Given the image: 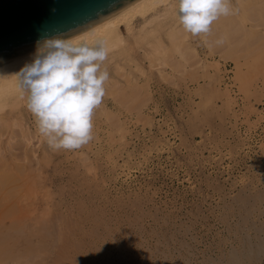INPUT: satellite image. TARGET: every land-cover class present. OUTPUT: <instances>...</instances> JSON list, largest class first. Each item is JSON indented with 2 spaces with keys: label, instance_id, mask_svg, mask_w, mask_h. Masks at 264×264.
Listing matches in <instances>:
<instances>
[{
  "label": "rangeland",
  "instance_id": "374dc122",
  "mask_svg": "<svg viewBox=\"0 0 264 264\" xmlns=\"http://www.w3.org/2000/svg\"><path fill=\"white\" fill-rule=\"evenodd\" d=\"M138 55L147 70L148 60ZM195 59V74L166 66L165 78L155 68L140 75L133 66L148 104L124 106L105 95L93 115V139L78 150L49 148L33 114L23 112L20 129L13 128L20 135L9 145L19 147L22 173L32 172L25 179L34 186L26 188L19 178L14 184L34 190L24 196L31 202L23 203L30 202L33 213L20 214L25 212L28 230L36 223L43 228L35 239L47 238L41 254L47 251L48 264H264V47L236 64L205 61L203 54ZM206 62L218 67L203 75ZM6 141L3 155L10 159ZM20 197L17 205L25 200ZM53 211L60 219L51 218ZM50 228L56 236L59 228L60 237ZM244 250L250 252L245 262L239 257ZM39 256L31 260L38 264Z\"/></svg>",
  "mask_w": 264,
  "mask_h": 264
},
{
  "label": "bare ground",
  "instance_id": "6f19581e",
  "mask_svg": "<svg viewBox=\"0 0 264 264\" xmlns=\"http://www.w3.org/2000/svg\"><path fill=\"white\" fill-rule=\"evenodd\" d=\"M230 4L235 9H238V12H236V14H234V15H229L227 17H223V16L220 17L217 21H215L212 24L211 31L208 34H200V35L193 36L190 33L184 31L182 25L179 23V16H178L179 2H178V0H136L133 3L127 5L126 7L114 12L113 14H111L107 17L102 18L101 20L93 23L92 25L86 27L85 29H83V30H81V31L69 36V37H66V38L72 40V42H74V43H78L80 41H86L89 44H92L98 38H101V37L104 38L106 40L107 47L109 48V55H108L107 60L102 63L101 71L106 69L108 71L109 77H110L109 80L105 82V87H107L105 95H110L114 102L118 101L119 103L123 104L124 106L125 105H131L130 107H132L133 104H135L136 106H139V108H140V106L145 105L146 100H148V99H146L145 91L142 88L143 86L138 85V80H139L140 76H137L135 72L139 73L140 75L145 76V74L147 73V70H149L150 72H153L152 68H155L157 70V72H159V74L164 77L166 74H164L163 72L165 70V67L168 66V67H170L168 69H171L173 72H177V74L179 73V71L180 72L186 71V69L188 67L191 69L188 70L189 73H187V75L188 74H195L196 69H198V68H196V64H198L200 62V60L202 59V58L201 59L199 58L200 60H196L195 57L197 58V56H200V54H203L205 61H207L206 58L207 59L208 58L215 59V57H217L218 61H222V63H225V64L227 61H230V60L236 64L247 56H251V55L253 56V55L259 54V49L261 47L262 48L264 47V0H230ZM221 38L225 39V43L223 45H217L216 41L221 39ZM139 51H141L142 58L145 60L146 59L148 60V65L146 67L147 70L145 68H143V66L141 64H139L140 63L139 58H141V57H139L137 59V57L139 56L138 55ZM36 52H37V48L30 50V51H27V52H24L22 54H19L17 56H14L12 58H9L7 60L0 62V210H1V207L3 209L5 207L4 205H6L7 203H12L13 201L16 202L14 204L13 203L9 204V206L7 204L6 209L0 211V264H28V262L33 257H38V255H40L39 257H40V259H42L41 260L42 263H43V257H45V259L48 258L47 264H48V262L50 263V261H51V260H49L51 258L50 256L46 257L47 251L45 254H44V252H42V254L45 256H42V254H41V251L43 249L45 251V246H44L45 244H43V242H44L43 240H45V239L47 240V238L46 237H45V239H42L41 237L38 239H35V238L37 236H40L39 233L42 232L41 230H43V228H41L40 225L43 224L42 226L45 227V226H47V222L49 224L48 220H51L49 217L51 216L50 213L52 212V210L50 209L51 212H48L50 207L48 208L47 205L44 206V207H46V209L48 208L47 210L46 209L45 210L48 212L49 216L48 215L46 216L44 214L46 211H44V212H41V217L43 218L44 216H46L47 219L48 218L49 219L46 220V217H44L45 221H43L44 218H43V220H40L42 218L38 217V220H40L42 222L40 224V222L37 221L39 223L40 227L37 228L38 224L35 222L37 225V227H36L37 229L36 228L33 229L34 226L32 225L33 227L32 226L31 227L34 231L32 229L28 230L29 227L27 228V223H26L28 219L26 220V219H22V218L25 217V216L23 217V214L25 212L26 213L24 215H26V214L30 215V213H33V208H32V210L27 208V207L31 208L33 205L30 203L31 201L28 198H24V196H27L30 194L29 197H31L34 190L31 193L29 191L31 189L30 186H29V188H30L29 190L22 188L25 186L22 183L26 182V179L29 175H31V178H32V174H30L32 172H29V170H28L29 174L26 171L22 173V171H24L23 168L25 167V166L23 167V165H26L23 162V161H25V158H24L25 155L24 156L21 155L23 158L21 156L18 157L19 159H20V157H21V159H23L22 162L24 164H21L19 162L20 160L17 159V156L20 154L19 153L16 154V152H15V151H18L17 149L19 147L17 145H14L13 142H12L13 145H9L11 142L10 140L13 141L14 137H16L15 134L16 135L19 134L18 131H17V133L16 132L14 133L13 128L14 127L19 128L21 126L20 120L23 119V116H22L23 112H26V113H27V111L29 112V110L26 106L27 105L26 94L21 93V90L18 86V80H17V77L15 75L26 64L32 62V60L35 57ZM145 60H143V61H145ZM143 61H141V62H143ZM203 62H204V60H203ZM208 63L209 64H207V62H206V65H204V66L201 65V67H200V69H202L203 75L209 74L208 70H209L210 66L215 65L218 67L217 64L211 65L210 62H208ZM133 66L135 67V70H134L135 72H133V70H132ZM172 79H171V81H172ZM207 79H209V78H207ZM165 80H169L168 77ZM207 97H208V95H207ZM146 104H148V103H146ZM115 106H116V104H115ZM124 108H126V107H124ZM25 110H27V111H25ZM206 110H207V108H206ZM105 114H106V112H105ZM204 114L205 113L201 114L202 117ZM208 115H209V113L207 114V117H208ZM205 117H204V119H205ZM113 122H114V120H113ZM122 127H123V125H122ZM35 132H37V131L35 130ZM29 137L31 139L30 135H29ZM32 137H34V136H32ZM21 139H22V137H21ZM24 139L26 140V138H24ZM4 140H7L6 146H8V151L11 153L10 159L5 158V156L3 155L4 152L6 151L5 148L2 146L4 143ZM18 141H20V140H18ZM17 143H18V145L20 144L21 146L23 144V143L21 144L19 142H17ZM29 143H30V141H29ZM36 150H34V151H36ZM20 151H22V152L24 151L23 153L21 152V154H24V153L26 154L27 148L22 149ZM34 151H32V153ZM35 153H33V154H35ZM27 163H28L27 165L29 166L30 162L28 161ZM37 165L38 164H36V166ZM31 168H33V167H31ZM35 169H38V168L35 167ZM20 172L22 173V175L24 174L23 175L24 178L21 177L22 179L20 177H17L18 173H20ZM26 175H28V176H26ZM25 176H26V179H25ZM37 176H39V175H37ZM17 178H19L20 180H18ZM23 179H25V181H21ZM17 180H18V183H19V181H21L22 182L21 184L24 185V186H20V184H19V187H21L19 192L24 194L22 197H20L21 193L18 194L19 193L18 190H17V193H12L13 190L16 188L15 185L17 184ZM32 180L33 179H31L30 181H32ZM14 182H16V184H14ZM28 183L27 182L25 183L26 188L29 184H31V183H29V184ZM12 184L14 185L15 188L12 187L13 186ZM16 186H18V185H16ZM33 186H34V184H33ZM19 187H17V188L19 189ZM16 189L14 191H16ZM22 189L23 190L25 189V190L29 191L30 193H28V192L24 193L22 191ZM13 194L19 195L20 202L22 201V198L25 199L24 201L21 202L22 206L19 205L21 203H19L17 205V203L19 201V199H18L19 197L17 198V196L13 195ZM65 194H67V193H65ZM61 196H63V195L61 194ZM55 199H56V197H55ZM62 199H63V197H62ZM11 200H12V202H11ZM26 200H28L30 202L27 203L25 206V205H23V203ZM45 200H46V198H45ZM58 201H59V199H58ZM42 202H44V200ZM54 202H55V200H54ZM39 203H40V200H39ZM28 204H29V206H27ZM30 205H32V206H30ZM62 205L63 204H61L60 206H62ZM80 205H83V204H80ZM23 206L26 209H22L21 207H23ZM66 208H65V210H66ZM28 209L30 211H27ZM34 209L36 210V207ZM41 209H39V210H41ZM70 209L73 210V208H70ZM79 209H80V207H79ZM24 210H25V212L24 213L22 212L21 213L22 215H21L20 212L24 211ZM62 210H64V209H62ZM62 210H60V211H62ZM67 210H69V209L67 208ZM55 211H57V208ZM55 211H53L54 213H52L51 218L60 219V218H58V215H57L58 211L57 212H55ZM55 213H56L57 218H54V217H56L55 215L53 216V214H55ZM76 213L78 214L77 211H76ZM42 214L44 216H42ZM72 214H73V216L75 215L74 213H72ZM72 214H70V215H72ZM60 215H59V217H60ZM63 216L64 215H62L61 217H63ZM68 217H69V215H68ZM26 218H27V215H26ZM30 218H31V216H30ZM35 219H37V218H35ZM56 222H58V221H55L54 226L58 225V224H56ZM76 222H74V223H76ZM61 226H62V224H61ZM61 226H60V228H61ZM53 227H52V230L55 228V227L54 228ZM40 228H41V230H39ZM37 230H39L40 232L39 231L37 232ZM50 230H51V228H50ZM52 230L50 232L53 233ZM82 230H83V228H82ZM59 231L60 230L58 228V235L57 236L55 233H53V234H55L54 236H56L57 238L60 237ZM26 232L29 233V235H27ZM44 232H45V229H44ZM47 232H45V233L48 236ZM44 236H42V237H44ZM32 237H34L35 240H33ZM52 237H53V235L50 237L48 236V239L51 240ZM36 240H37V242L35 243ZM54 240H55V238H54ZM51 242L49 243V246L47 245L46 247L49 248L51 246L50 244L53 243V242L52 243ZM45 243H46V241H45ZM54 243H56V242L54 241ZM58 250H60V248ZM242 252H244V253H242ZM242 252L240 254H243V255H240L239 257L243 258V261L245 262V261H247V260H245L246 256H249L250 252L249 251L246 252V250H244ZM57 256H56V260L59 258V257L57 258ZM61 256H63V255H61ZM52 257H53V255H52ZM40 259H38V260H40ZM59 259H58V261H59ZM32 260H31L32 264L33 263L35 264V258H34V261H32ZM36 262H38V261H36ZM41 262H39L38 264H40ZM52 262L53 261H51V263ZM59 262H61V261H59ZM239 264H240V260H239Z\"/></svg>",
  "mask_w": 264,
  "mask_h": 264
},
{
  "label": "clouds",
  "instance_id": "9594fccd",
  "mask_svg": "<svg viewBox=\"0 0 264 264\" xmlns=\"http://www.w3.org/2000/svg\"><path fill=\"white\" fill-rule=\"evenodd\" d=\"M179 23L193 36L208 34L220 17L238 12L230 0H178ZM225 39L216 41L223 45ZM109 48L104 38L92 44L56 35L38 42L31 63L16 73L38 131L53 150L74 151L93 139V115L103 103L109 73L101 71Z\"/></svg>",
  "mask_w": 264,
  "mask_h": 264
},
{
  "label": "water",
  "instance_id": "95a60500",
  "mask_svg": "<svg viewBox=\"0 0 264 264\" xmlns=\"http://www.w3.org/2000/svg\"><path fill=\"white\" fill-rule=\"evenodd\" d=\"M136 0H0V62L69 37Z\"/></svg>",
  "mask_w": 264,
  "mask_h": 264
}]
</instances>
